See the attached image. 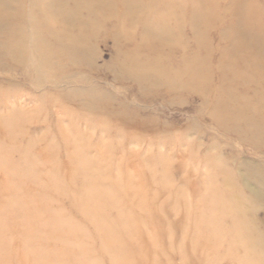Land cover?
<instances>
[{
  "label": "rangeland",
  "instance_id": "1",
  "mask_svg": "<svg viewBox=\"0 0 264 264\" xmlns=\"http://www.w3.org/2000/svg\"><path fill=\"white\" fill-rule=\"evenodd\" d=\"M0 264H264V0H0Z\"/></svg>",
  "mask_w": 264,
  "mask_h": 264
},
{
  "label": "bare ground",
  "instance_id": "2",
  "mask_svg": "<svg viewBox=\"0 0 264 264\" xmlns=\"http://www.w3.org/2000/svg\"><path fill=\"white\" fill-rule=\"evenodd\" d=\"M15 25H17V24H15ZM18 26V25H17ZM150 26H151V24H150Z\"/></svg>",
  "mask_w": 264,
  "mask_h": 264
}]
</instances>
